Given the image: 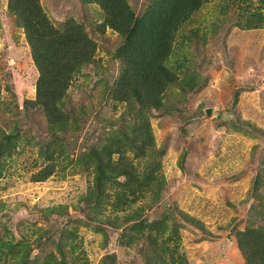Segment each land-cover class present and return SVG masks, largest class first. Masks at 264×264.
Instances as JSON below:
<instances>
[{
    "label": "rangeland",
    "instance_id": "374dc122",
    "mask_svg": "<svg viewBox=\"0 0 264 264\" xmlns=\"http://www.w3.org/2000/svg\"><path fill=\"white\" fill-rule=\"evenodd\" d=\"M127 1L137 14L150 2ZM40 3L56 25L72 17L96 42L94 62L68 89L70 101L83 102L90 118L72 142L70 131L24 109V100L35 97L39 72L8 0H0V126L18 133L11 153L0 157V264H20L22 252L10 251L18 241L29 242L30 259L45 256L47 264H163L168 252L153 253L154 245L124 232L140 219L175 225L177 238L167 246L175 247L179 264H246L239 233L264 226V0H208L179 27L168 59L177 82L165 93V107L146 115L154 145L164 150L147 172L159 180L123 210L108 204L120 190L117 183L106 189L105 207L88 205L96 172L81 161L98 134L111 137L119 129L128 141L134 122L142 121L126 103L101 96L121 71L113 56L120 38L108 27L98 29L103 12L94 2ZM247 19L256 26L247 27ZM59 141L69 152L49 177L32 180L47 163L42 148ZM111 156L132 164L142 179L144 159L137 152L126 148ZM113 179L124 186L130 181L123 173ZM126 213L136 214L134 220L112 225Z\"/></svg>",
    "mask_w": 264,
    "mask_h": 264
},
{
    "label": "trees",
    "instance_id": "16d2710c",
    "mask_svg": "<svg viewBox=\"0 0 264 264\" xmlns=\"http://www.w3.org/2000/svg\"><path fill=\"white\" fill-rule=\"evenodd\" d=\"M86 1L94 2L103 12L98 29L104 31L108 27L120 38L113 56L119 60L121 71L114 85L108 83L101 96L105 99L107 92V99L126 103L128 110L133 108L135 119L141 117L142 120L139 124L134 122L132 130L135 135L128 141L127 135L117 129V133L111 137L103 135L102 138V134H98L86 147L87 151L81 156V161L86 159V167L93 165L92 171L96 172L93 184L89 186L86 202L98 209L105 207L103 204L108 199L106 189L114 187L117 183L120 190L114 193L113 202H107L114 208L123 210L130 207L131 202L138 196L148 191L153 192L154 185L159 180L158 175L147 172L154 170L156 159L164 150L154 145L150 128L146 124V115L150 111H160L165 107V93L177 82V74L168 64L176 32L208 0H150L139 14L127 0ZM8 8L23 28L32 60L39 72L35 97L24 100V109L40 112L49 126L63 127L66 132L70 131L69 136L75 138L78 132L85 128L90 115L83 102L76 104L70 101L68 89L82 69L94 62L96 42L85 27L72 17L56 25L42 8L40 0H8ZM256 24L257 22L250 19L246 20L247 27H255ZM90 110L93 121L99 122L95 105H92ZM101 124L107 134L104 129L107 124L105 121ZM15 134L18 133H6L0 126V157L11 153L9 145L15 140ZM76 138L72 142H75ZM126 148L137 152V156L144 159L142 173L145 174L142 179L132 164L125 166L122 160L117 163L112 160V153L122 154ZM65 150L60 141L56 145L54 142H48L41 151V156H44L47 163L32 175V180L43 181L49 177L55 171L59 159L69 152ZM122 173L130 179L125 186L123 182L118 183L113 179V174ZM131 183L135 187L130 185ZM114 208L112 210H115ZM126 214L129 216L125 219L116 216L112 225H115V222L119 224L118 220L121 223L134 220L136 215ZM107 220L110 222L111 219ZM172 226L173 231L170 229ZM123 230L128 236H132V239L144 240L143 244L154 245L153 253H159L160 250L168 252L170 259H166L163 264H179L176 262L179 258L175 256V247L167 246L177 238L174 224L166 223L165 219H140L124 226ZM238 242L246 264H264V226H248L239 233ZM16 247L22 252L20 264H34L38 260L40 264H47L48 259L45 256L29 258L28 241L11 244L10 251ZM143 253L146 256L145 261L150 263L152 253L147 248Z\"/></svg>",
    "mask_w": 264,
    "mask_h": 264
}]
</instances>
